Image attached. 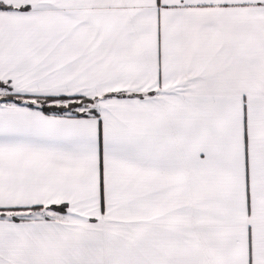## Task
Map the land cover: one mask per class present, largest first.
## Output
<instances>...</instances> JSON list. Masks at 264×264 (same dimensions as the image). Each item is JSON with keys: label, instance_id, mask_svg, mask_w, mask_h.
Segmentation results:
<instances>
[{"label": "snow or ice", "instance_id": "obj_1", "mask_svg": "<svg viewBox=\"0 0 264 264\" xmlns=\"http://www.w3.org/2000/svg\"><path fill=\"white\" fill-rule=\"evenodd\" d=\"M0 264H264V0H0Z\"/></svg>", "mask_w": 264, "mask_h": 264}]
</instances>
